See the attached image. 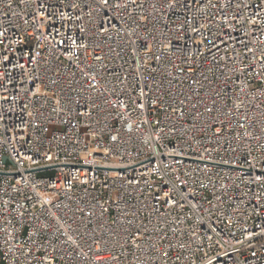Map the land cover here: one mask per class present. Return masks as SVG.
Segmentation results:
<instances>
[{
  "label": "built area",
  "instance_id": "built-area-1",
  "mask_svg": "<svg viewBox=\"0 0 264 264\" xmlns=\"http://www.w3.org/2000/svg\"><path fill=\"white\" fill-rule=\"evenodd\" d=\"M0 264H264V0H0Z\"/></svg>",
  "mask_w": 264,
  "mask_h": 264
}]
</instances>
